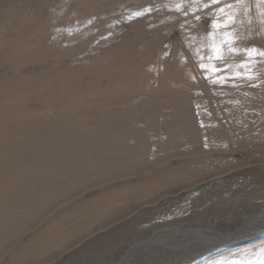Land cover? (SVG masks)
I'll use <instances>...</instances> for the list:
<instances>
[{
  "label": "rangeland",
  "instance_id": "374dc122",
  "mask_svg": "<svg viewBox=\"0 0 264 264\" xmlns=\"http://www.w3.org/2000/svg\"><path fill=\"white\" fill-rule=\"evenodd\" d=\"M123 1L113 10L120 20L101 34L110 37L106 42L99 44L93 31L81 40L78 30L65 29L50 40L56 55H40L26 64L28 68L1 60V78L33 75L39 66L49 68L54 59L62 60L57 72L73 78L62 88L56 82L59 90L54 94L25 99L20 104L24 109H1L0 264H264V232L252 236L264 224V73L245 75L249 67L241 66L242 58L234 69L224 68L232 62L225 57L233 52L222 43L228 33L232 47H241L245 57V49H264V0H191L187 10L169 20L165 16L173 14L159 2L128 10L131 1ZM14 4L0 0L1 17L2 9ZM246 19L253 21L251 29L245 27ZM95 23L86 20V26ZM238 31L254 40L236 38ZM153 34V46L162 53L154 63L164 61L167 66H174V45L200 40L202 58L192 68L196 81L204 83L197 90L190 80L160 77L150 84L155 91L146 94L137 89L139 79L114 78L119 46L143 35L138 50L146 53ZM62 39L69 44L63 45ZM214 44L222 46V60L215 58ZM208 74L219 83L208 84ZM2 103L4 107L9 101ZM21 110L35 123L15 119ZM175 230L220 232L229 242L206 246L200 236H172V242L150 240L135 249L156 234Z\"/></svg>",
  "mask_w": 264,
  "mask_h": 264
},
{
  "label": "bare ground",
  "instance_id": "6f19581e",
  "mask_svg": "<svg viewBox=\"0 0 264 264\" xmlns=\"http://www.w3.org/2000/svg\"><path fill=\"white\" fill-rule=\"evenodd\" d=\"M111 3V5L109 7H106V9H101L100 5L105 3V2H113ZM131 3L133 4H129L130 6L127 7L128 10H130L129 8L132 9V7L136 6V4L141 3L142 6H144L145 8L150 7H154L155 4H158V2L163 6L161 8H163L164 11H170V14H173L172 16H165L166 20H169V18L171 17H175L177 19V15H179V12H181V10H183V8L185 9V7H188L189 5L191 6V0H183L181 3H177L174 2L175 0H130ZM211 1V0H210ZM249 1V0H248ZM122 3L124 2L123 0H15V4L10 7V8H5L2 9L3 13H2V17L0 14V66H1V60H6L7 62H10L9 64H14L17 67H26L28 68V66L26 64H30L31 62H33L34 60H37L40 58V55H43L44 57L46 56H51L52 51H55V48L53 49L50 45H51V41L54 35H57L59 32H61V30H65V29H74V30H78L79 33V38L82 40V36L84 37V35L86 34V32H96V34L98 35L99 39V44L102 42H106L110 39V37L108 36H101L102 32H104L105 30H107L108 28H112L114 27L113 24H115L116 22H118V20H120V18L115 14V11L113 12V10L115 9L114 4L116 6L117 3ZM212 2V1H211ZM245 2V1H244ZM250 2V1H249ZM248 2V3H249ZM118 3V4H119ZM206 4V3H205ZM203 5V3H202ZM249 5V4H248ZM261 7H264V4L262 2H260ZM132 6V7H131ZM189 6V7H190ZM198 6V5H197ZM211 6V3H210ZM234 6V5H233ZM169 7V8H167ZM235 7V6H234ZM250 7V6H249ZM208 8V7H207ZM247 8V6H246ZM34 10L33 16H27V13L30 10ZM168 9V10H167ZM187 10V9H185ZM204 11V10H203ZM185 12V11H184ZM247 12V11H246ZM0 13H1V7H0ZM183 13V12H182ZM187 13V12H186ZM189 13V12H188ZM193 13V11H192ZM191 13V14H192ZM250 13V12H249ZM181 14V13H180ZM248 14V13H247ZM183 15V14H182ZM194 15V14H193ZM159 16V15H158ZM191 16V15H190ZM184 17V16H183ZM250 17V16H249ZM96 19V23L90 26H86V20L87 19ZM185 18V17H184ZM194 18V17H193ZM236 18V17H235ZM187 21V20H186ZM163 22V21H162ZM233 23V22H232ZM146 24V23H144ZM155 24V23H154ZM157 24V23H156ZM212 24V23H211ZM210 24V26H211ZM245 27L248 28H252L253 27V21H251L250 19H246L245 22ZM209 26V27H210ZM194 27V26H193ZM230 27V26H229ZM115 28H117L115 26ZM213 29V27H211ZM211 29V30H212ZM215 29V28H214ZM246 31H248L246 28H244ZM143 30V29H142ZM184 30V29H183ZM199 30V29H198ZM197 30V31H198ZM209 30V28H208ZM210 30V31H211ZM111 31V30H110ZM251 31V30H250ZM109 32V31H108ZM203 31L200 30V33ZM213 32V31H212ZM239 32V31H238ZM141 33V32H140ZM205 33V32H204ZM215 33V32H214ZM251 33V32H250ZM119 35V34H118ZM205 36V34H203ZM246 36L248 38L249 42H252L254 39L247 35L246 32H239L237 33L235 36L240 37V36ZM122 36V35H121ZM143 36V35H142ZM140 35L135 36L132 40H130L129 42L124 43L123 45L119 46V50H118V62H119V69H116L114 73V78H128L129 79H139V83L137 85V89L140 92H145L146 94H148L146 91H149L150 93H152V87H151V83H154V81L157 79L159 81L158 78L162 77H170V78H180V80H190L189 84H191L192 86L196 87L195 90H197V86L202 85L204 82H200V81H196V79L193 77L196 75V70L194 68H192V65L195 64V62L198 63L199 59H201V53L202 51L199 52L200 47L202 45V43L200 44V40L198 41L197 39H195V41H192L193 39H191L190 44H185L186 46H180V45H174L176 47H174L173 51V55L175 56V63L174 66H167L165 65V62L163 63H154V59L161 57V52H158L157 48H155V46H153V43H155V34H153L152 40L149 42H147V45H149L150 49H148V51L146 53H140L138 50V42L140 40V38L142 37ZM197 36V34H196ZM199 36V35H198ZM197 36V37H198ZM69 37V36H68ZM255 37V36H254ZM112 39V38H111ZM187 39V38H186ZM201 39V38H200ZM261 39H264V37H262ZM66 40V39H65ZM63 40L62 39V44L63 45H68L69 42L68 40ZM183 41V40H181ZM114 42V41H111ZM204 42V41H203ZM261 42V41H260ZM108 43V42H107ZM117 43V42H116ZM181 43V42H180ZM183 43V42H182ZM262 43V42H261ZM50 44V45H49ZM99 44H96V46H98ZM179 44V43H178ZM83 46V43L81 44ZM116 45V44H115ZM95 46V47H96ZM106 46V45H105ZM110 47V46H109ZM65 49V48H64ZM235 49H239L241 50V47L239 46H235ZM196 50V51H195ZM256 50L255 52H253V54H251L250 56L247 55L246 57L244 55H242L241 51L238 52H233L232 53V57L226 56L225 58H227L229 61H232L228 66H224L225 67H230L233 68L235 67L238 63L239 59L242 58V65H248L247 67H249L248 71H245V75H248L251 72V75L253 74L254 76H260L264 73V55H261V53H264V49L262 47H255ZM146 51V50H145ZM59 53V52H58ZM57 53V54H58ZM65 53V52H64ZM63 53V54H64ZM161 53V54H160ZM72 54V53H71ZM168 54V53H167ZM166 54V55H167ZM52 55H56L55 53ZM203 56V55H202ZM53 57V56H52ZM164 57V56H163ZM162 57V58H163ZM161 58V60H163ZM42 59V58H41ZM70 59V58H69ZM72 60V59H71ZM75 60V59H74ZM159 60V59H157ZM59 61L62 62V60H58V59H54L51 62V65L49 66V68H46L47 65L44 66H39V69L36 72H32L33 75H28L29 73H27L26 75H23V73H15L13 75H9L8 77H2L1 78V73H0V126H1V109L3 108L4 111H7L10 107L12 108H17V109H22L23 107L20 105L21 103L23 104V101L25 99H33V98H38V96L41 97V93L45 94V93H55L57 90H59V84L58 86L55 85L56 82H60V87L62 88L63 86H66V84H69L72 82V78L71 77V73L66 74L65 71L62 72H57L56 68L57 66H59ZM190 61V62H189ZM4 62V61H3ZM103 62V61H102ZM101 62V64H102ZM159 62V61H157ZM69 63V61H68ZM202 63V62H201ZM220 63V62H219ZM218 63V64H219ZM8 64V65H9ZM224 64V63H223ZM240 64V65H241ZM94 65V64H93ZM98 65V64H97ZM196 65V64H195ZM225 65V64H224ZM72 66V65H71ZM96 66V65H95ZM100 66V65H98ZM111 66V65H110ZM12 67V66H11ZM74 67V66H73ZM83 67V66H82ZM93 67V66H92ZM193 67L196 68V66L193 65ZM221 67V65H220ZM219 67V68H220ZM218 68V69H219ZM239 68V67H238ZM79 69V68H78ZM92 69V68H91ZM94 69V68H93ZM92 69V70H93ZM107 69V68H106ZM217 69V67H216ZM228 69V68H227ZM234 69V68H233ZM242 69V68H241ZM240 69V70H241ZM82 70V68H81ZM112 70V69H111ZM224 71V70H223ZM230 71V70H229ZM243 71V69L241 70ZM1 72V70H0ZM81 72V71H80ZM104 72V71H103ZM111 72V71H110ZM110 72H108L109 74H111ZM198 72V71H197ZM208 72V71H207ZM238 72V71H236ZM68 73V72H67ZM82 73V72H81ZM87 73V71H86ZM243 73V72H242ZM11 74V73H10ZM163 74V75H162ZM216 74V73H215ZM227 74V73H226ZM38 75H41L40 77H38ZM112 75V74H111ZM160 75V76H159ZM209 75V74H208ZM218 75H220V73L218 72L216 78H218ZM224 76H227L225 74H223ZM232 75H238V74H232ZM250 75V76H251ZM110 76V75H109ZM249 76V75H248ZM112 77V76H111ZM156 77V78H155ZM196 77V76H195ZM207 77V75H206ZM209 78L210 75L208 76ZM237 78V76H235ZM244 77V76H243ZM247 77V76H245ZM245 77H244V81H245ZM161 78V83L163 81V79ZM184 78V79H183ZM187 78V79H186ZM194 78V79H193ZM202 78V77H201ZM209 78H206L209 80ZM225 78V77H224ZM232 78V77H231ZM240 78V77H239ZM155 79V80H154ZM199 79V78H198ZM212 81L210 80L208 82V84H212L215 81H217L214 78H211ZM215 81H214V80ZM221 79V78H220ZM248 79V78H247ZM250 79V78H249ZM248 79V80H249ZM67 80V81H66ZM109 80V79H108ZM120 80V79H119ZM222 80V79H221ZM227 80V79H226ZM259 80V79H258ZM117 81V80H116ZM131 81V80H130ZM129 81V82H130ZM157 81V82H158ZM206 81V80H205ZM231 81V80H230ZM238 81V80H237ZM253 81V80H252ZM120 82V81H119ZM137 82V81H136ZM180 82V81H179ZM246 82V81H245ZM66 83V84H65ZM110 83V82H109ZM128 83V82H127ZM159 83V82H158ZM177 83V82H176ZM175 83V84H176ZM207 83V81H206ZM219 83V82H217ZM215 82V84H217ZM248 83V81H247ZM95 84V83H93ZM99 84V83H97ZM96 84V85H97ZM101 84V83H100ZM137 84V83H136ZM174 84V85H175ZM228 85V83H225ZM235 84V81H234ZM241 84V83H240ZM258 84V83H257ZM263 84V82H262ZM261 84V85H262ZM55 85V86H54ZM112 85V84H111ZM121 85V82H120ZM129 85V84H128ZM158 85V84H157ZM156 85V86H157ZM179 85V84H178ZM214 84H212L213 86ZM243 85V84H242ZM260 85V84H259ZM258 85V86H259ZM260 85V86H261ZM118 86V85H117ZM127 86V85H126ZM135 86V85H133ZM161 86V85H160ZM254 86V85H253ZM100 87V86H99ZM106 87V86H105ZM104 87V88H105ZM113 87V86H112ZM162 87V86H161ZM170 87V86H169ZM181 87V85H180ZM202 87V86H201ZM255 87V86H254ZM263 87V85H262ZM86 88V87H85ZM108 88V87H106ZM105 88V89H106ZM131 88V87H130ZM158 88V87H157ZM165 88V87H164ZM163 88V89H164ZM189 88V87H187ZM205 88V87H204ZM226 88V87H225ZM252 88V87H251ZM120 88H118L117 90H119ZM136 89V88H135ZM156 89V88H155ZM192 89V88H189ZM211 89V88H210ZM217 89V87H216ZM216 89H214V91H216ZM221 89V88H220ZM227 89V88H226ZM264 89V88H263ZM116 90V91H117ZM127 92V89H125ZM130 90V89H129ZM128 90V91H129ZM209 90V89H207ZM213 90V89H211ZM225 90V89H224ZM242 90V88H241ZM95 92H100L99 89L94 90ZM102 91V90H101ZM109 92V89L106 90ZM111 91L113 92V90L111 89ZM115 91V92H116ZM132 91V90H131ZM137 91V90H136ZM179 91V89H178ZM210 91V90H209ZM219 91V90H218ZM217 91V92H218ZM238 91V90H237ZM256 91V90H255ZM260 91V90H259ZM107 92V93H108ZM111 92V93H112ZM120 92V91H119ZM122 92V91H121ZM125 92V91H124ZM140 92V93H141ZM186 92V91H185ZM220 92V91H219ZM228 92L225 90V93ZM248 92V90H247ZM61 95V92H58ZM63 93V92H62ZM102 93L104 94V91H102ZM102 93L100 95H102ZM118 93V91H117ZM117 93H113L115 98L119 95H117ZM123 93V92H122ZM130 93V92H129ZM154 93V92H153ZM211 93V91H210ZM214 93V92H213ZM224 93V94H225ZM232 93V92H231ZM258 93V91H257ZM112 94V95H113ZM126 94V93H125ZM199 93H196V95ZM212 94V93H211ZM249 94V93H248ZM111 95V96H112ZM124 95V93L122 94V96ZM128 95V94H127ZM151 95V94H150ZM232 95V94H231ZM259 95V94H258ZM107 96V95H106ZM110 96V95H109ZM108 96V97H109ZM112 96V97H114ZM130 96V95H129ZM138 96V95H137ZM195 96V95H194ZM194 96H191L192 98ZM203 96V95H202ZM212 96V95H210ZM209 96V97H210ZM50 97V95H49ZM57 97V96H55ZM54 97V98H55ZM71 97V96H70ZM69 97V98H70ZM73 97V96H72ZM91 97V96H90ZM107 97V98H108ZM111 97V98H112ZM132 97V96H131ZM141 97V96H140ZM156 97V96H155ZM196 97V96H195ZM218 97V96H216ZM223 97V96H222ZM261 97V96H260ZM46 98V95H45ZM51 98V97H50ZM53 98V100H54ZM67 98V97H65ZM67 98V99H69ZM106 98V97H105ZM119 97H117L116 99H118ZM123 99V97H121ZM198 98V97H197ZM202 98V97H201ZM62 99V98H61ZM64 99V98H63ZM66 99V100H67ZM121 99V101H122ZM42 100V99H41ZM52 100V98L50 99ZM72 100V99H70ZM84 100V99H83ZM93 100V99H92ZM109 100V99H108ZM107 100V101H108ZM124 100V99H123ZM133 100H135L133 98ZM141 100V99H140ZM143 100V98H142ZM141 100V101H142ZM160 100V99H159ZM163 101L165 99H162ZM161 100V101H162ZM4 101H9L8 105H5L4 107H2L4 104L2 102ZM44 102V99L42 100ZM41 101V102H42ZM48 101V100H47ZM59 101V99H58ZM63 101V100H62ZM79 101V100H78ZM86 101V100H85ZM105 101V100H104ZM103 101V102H104ZM113 101V100H112ZM117 101V100H116ZM116 101L114 103H116ZM149 101L148 99L146 100V102ZM153 101V100H151ZM182 101V100H181ZM54 102V101H51ZM76 102V101H75ZM80 102V101H79ZM87 102V101H86ZM120 102V100H119ZM130 102V101H129ZM137 102V101H135ZM139 102V101H138ZM144 102V100H143ZM144 102V103H146ZM26 103V102H25ZM24 103V104H25ZM47 103H50V101H48ZM57 104V102H55ZM69 103V102H68ZM108 103H112L111 101H108ZM169 103V102H167ZM46 104V103H45ZM79 104V103H78ZM77 104V105H78ZM83 104V103H81ZM80 104V105H81ZM86 103H84V106ZM122 104V103H121ZM124 104V103H123ZM122 104V107L125 105ZM131 104V103H130ZM135 105V103H133ZM162 104V103H160ZM55 105V104H54ZM61 105V103H60ZM68 105V104H67ZM76 105V106H77ZM133 105V106H134ZM141 105V104H139ZM154 105V104H153ZM163 105V104H162ZM51 106V105H50ZM62 106V105H61ZM60 106V108H61ZM75 106V107H76ZM79 106V105H78ZM109 106V105H108ZM117 106V103H116ZM146 106V105H145ZM174 106V105H173ZM214 106V105H213ZM216 106V105H215ZM46 107V106H45ZM100 107V106H99ZM98 107V108H99ZM102 107V106H101ZM110 107V106H109ZM115 107V106H113ZM126 107V106H124ZM132 107V106H130ZM137 107V106H136ZM155 107V106H154ZM160 107V106H158ZM162 107V106H161ZM170 107V106H169ZM184 107V106H183ZM251 107V106H250ZM56 108V107H55ZM54 108V109H55ZM77 108H81V107H77ZM97 108V107H96ZM95 108V109H96ZM97 108V109H98ZM103 108V107H102ZM106 108V107H105ZM116 108V107H115ZM127 108V107H126ZM187 108V107H186ZM24 109V108H23ZM46 109V108H45ZM50 109V107L48 108ZM62 109H64L62 107ZM62 109L60 110L62 112ZM67 109V108H66ZM75 109V108H74ZM85 109V108H84ZM96 109V110H97ZM101 109V108H99ZM98 109V110H99ZM114 109V108H113ZM131 109V108H129ZM135 109V108H134ZM133 109V110H134ZM160 109V108H159ZM28 110V109H27ZM53 110V106L52 109ZM81 110V109H80ZM90 110V109H89ZM108 110V109H106ZM132 110V109H131ZM132 110V111H133ZM152 110V109H151ZM208 110V109H207ZM41 111V110H40ZM64 111H67L64 109ZM102 111V110H100ZM122 111V110H121ZM31 112V111H29ZM43 112V111H42ZM69 112H72L71 110ZM76 111H74L75 113ZM79 112V111H78ZM83 112V111H82ZM81 112V114H83ZM99 111H97L96 113L98 114ZM103 112V111H102ZM109 112V110L107 111ZM111 112V111H110ZM34 113V112H33ZM57 113V112H56ZM68 113V112H67ZM104 113V112H103ZM181 113V112H180ZM195 113V112H194ZM39 114V113H38ZM88 114V113H87ZM90 114V113H89ZM92 114V113H91ZM96 114V115H97ZM105 114V113H104ZM111 114V113H110ZM114 114V112H113ZM143 114V113H142ZM5 115V114H4ZM36 116V114H34ZM48 115V113H47ZM54 115V114H53ZM66 115V114H65ZM77 115V114H76ZM86 115V114H84ZM102 116V114H99ZM181 115V114H180ZM38 116V115H37ZM36 116V117H37ZM42 116V115H41ZM40 116V117H41ZM56 116V114H55ZM61 115H59L60 117ZM63 116V115H62ZM75 116V115H74ZM80 116V115H79ZM95 116V115H94ZM29 117V116H28ZM26 116V113L24 110L18 111V113L16 114V117H14L15 119L18 120H22V122H24L26 125H30L31 126V122L35 123V120L32 119H27L28 118ZM31 117V116H30ZM33 117V116H32ZM31 117V118H32ZM82 117V116H81ZM105 117V116H104ZM51 118V117H50ZM58 118V117H57ZM56 118V119H57ZM91 118V117H89ZM71 119V118H70ZM75 119V118H74ZM77 119V118H76ZM75 119V120H76ZM79 119V118H78ZM77 119V120H78ZM84 119V118H83ZM86 119V118H85ZM178 119V118H177ZM45 120V118H44ZM43 120V121H44ZM51 120V119H50ZM59 120V118H58ZM82 121V119H80ZM79 120V121H80ZM88 120V119H87ZM41 121V120H40ZM39 121V123H40ZM3 122V121H2ZM12 122V121H11ZM20 122V121H19ZM37 122V121H36ZM85 122V121H84ZM13 123V122H12ZM17 123V122H15ZM28 123V124H27ZM46 123V122H45ZM49 123V122H47ZM75 123V122H74ZM186 123V122H185ZM24 124V126H25ZM84 124V123H83ZM184 124V123H183ZM4 125V124H3ZM14 125V124H13ZM11 125V126H13ZM21 125H23L21 123ZM41 125V124H40ZM16 126V125H15ZM29 126V127H30ZM36 126V125H35ZM49 126V125H48ZM61 126V125H59ZM34 127V126H33ZM35 128V127H34ZM35 130V129H34ZM41 134V133H40ZM43 134V132H42ZM51 134V133H50ZM61 134V133H60ZM65 136V135H64ZM50 137V136H49ZM114 137V136H113ZM32 142V141H31ZM48 142V141H47ZM41 144V142H40ZM38 144V145H40ZM47 144V143H46ZM31 147V146H29ZM33 148V147H32ZM40 148V147H39ZM42 150V149H41ZM47 150V149H46ZM50 150V149H49ZM50 152V151H49ZM7 154V153H6ZM54 154V153H53ZM51 170V169H50ZM121 172V171H120ZM160 182V181H159ZM262 225V224H261ZM260 225V226H261ZM176 231V232H175ZM171 233H160V234H156L154 235L152 238L143 241L142 243H140L139 245H136L135 249H140L142 248V246L148 244L150 242V240L152 241H159L162 239H165V241H174V239H172L171 237L174 236L176 237H182L185 238L186 235H190L191 237L194 236H200L203 237V240L206 241V246H210L212 244L215 243H220L222 244L223 242L227 243L229 242L228 238H223V234L221 235L220 232H211V233H204L203 232H191V231H177L175 230ZM264 232V224L256 229L255 231H253L252 236L254 235H258V233ZM229 235V234H228ZM186 239V238H185ZM223 239V240H221ZM180 240V239H179ZM164 241V242H165ZM183 240H180V242H182ZM179 242V243H180ZM200 242V241H199ZM177 243V242H176ZM190 243V242H189ZM150 244V243H149ZM196 244V243H194ZM160 245V244H159ZM156 246V245H155ZM200 247V246H199ZM134 248V247H133ZM132 248V249H133ZM206 248V247H205ZM205 250V249H204ZM133 251V250H132ZM132 253V252H131ZM135 253V252H134ZM130 257V256H129ZM131 258V257H130ZM127 258L125 260V262L130 259Z\"/></svg>",
  "mask_w": 264,
  "mask_h": 264
},
{
  "label": "snow or ice",
  "instance_id": "6c2138e0",
  "mask_svg": "<svg viewBox=\"0 0 264 264\" xmlns=\"http://www.w3.org/2000/svg\"><path fill=\"white\" fill-rule=\"evenodd\" d=\"M217 2H218V0H212L213 4H215ZM221 11H222V9H221ZM134 15L139 16V15H142V13L141 12H136V13H134ZM213 27L214 28L218 27V25L214 24ZM225 36H226V39L222 43H227L229 45V51L230 52H238V51H240L239 49H235V48L232 47V41L230 39H227L229 34L225 33ZM212 50H213V53H214V56H215L216 59H221L222 60L224 58L223 48H222L221 45H215V44L212 45ZM244 51L248 52V54L251 55L256 50H254V49H245ZM261 55H264V53H261ZM241 66H243V65H241ZM201 67L205 68L206 66L201 64ZM211 70L212 71H216L217 70L215 65L212 66ZM262 251H264V249H262Z\"/></svg>",
  "mask_w": 264,
  "mask_h": 264
}]
</instances>
